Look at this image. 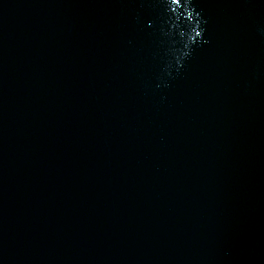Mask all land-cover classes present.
<instances>
[{
  "label": "water",
  "instance_id": "1",
  "mask_svg": "<svg viewBox=\"0 0 264 264\" xmlns=\"http://www.w3.org/2000/svg\"><path fill=\"white\" fill-rule=\"evenodd\" d=\"M0 264H264V0H0Z\"/></svg>",
  "mask_w": 264,
  "mask_h": 264
}]
</instances>
